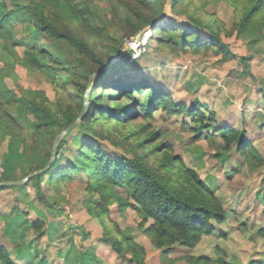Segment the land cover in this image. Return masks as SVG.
Returning <instances> with one entry per match:
<instances>
[{"label":"trees","instance_id":"16d2710c","mask_svg":"<svg viewBox=\"0 0 264 264\" xmlns=\"http://www.w3.org/2000/svg\"><path fill=\"white\" fill-rule=\"evenodd\" d=\"M6 1L0 0V129L7 134L12 147L20 141L24 145L21 154L37 161L23 177L48 163L55 138L80 116L88 88L90 93L85 115L59 143L58 156L51 167L23 185H4L0 190L25 187L44 176L53 186L79 178L86 183L88 194L97 197L91 200L89 209L101 223H113L111 205L117 204L121 213L130 206L141 217L137 228L163 254H169L176 246L195 248L204 235H219L218 225L235 212L225 208L213 186L188 166L182 156L166 147L163 141H156L161 132L150 128L151 121L159 110L175 116L185 115L188 120L182 121L193 129L194 137L220 138L222 144L216 153L219 159L228 160L236 150L250 167L257 168L264 165V157L245 138L246 131L224 125L218 120L217 112L198 98L190 103L175 101L170 89L155 85L146 74L133 80V76L116 80L118 74H127L125 56H130V52L95 75L92 84L90 81L92 74L123 48L126 38L162 14L167 0H101L107 5L103 10L98 9L95 0H41L31 5L23 0H10L11 8ZM198 1L172 0V12L181 14L185 5L199 12ZM50 6L54 11L47 13ZM196 10L188 14L186 21L158 22L156 29L160 36L155 40L159 46L176 53L212 49L225 58L233 55L222 37V26L202 21L193 13ZM98 11L105 13L108 22ZM240 15L236 22L239 33L254 35L253 43L257 29L264 26V0H246ZM19 22L28 33L29 41L19 36ZM151 36H155V29ZM45 38L66 41L74 60L64 61L53 46L43 42ZM107 40H113L114 44ZM101 44L108 50H101ZM16 46L24 47L22 56L17 54ZM250 58L243 56L241 60L248 62ZM17 63L31 71H43L53 86L55 98L50 99L43 89L20 87L19 93L9 89L5 80L13 75ZM19 106L34 118L28 137L23 135L16 116ZM137 117H143L144 121L134 123ZM190 121L194 126H190ZM80 132L86 134L79 147L69 150L76 153V159H71L65 148L70 137H82ZM106 140L123 150L122 158L104 149L102 141ZM17 162L9 159L6 166L1 164L0 182L8 180L4 174L8 173L9 165ZM38 193L43 196L40 188ZM45 224L43 219L32 221L39 235L48 230ZM104 237L118 253L121 264H146V248L131 234L104 225ZM192 259L194 264H239L227 259L223 252L215 260L206 255ZM0 264H19L3 244H0ZM249 264L264 262L255 260Z\"/></svg>","mask_w":264,"mask_h":264},{"label":"rangeland","instance_id":"374dc122","mask_svg":"<svg viewBox=\"0 0 264 264\" xmlns=\"http://www.w3.org/2000/svg\"><path fill=\"white\" fill-rule=\"evenodd\" d=\"M40 1L22 2L31 5ZM95 1L98 9L107 7L103 1ZM6 2L11 8V1ZM198 2L201 6L199 12L185 5L181 14H174L171 10L167 18L186 21L188 14L196 10L193 13L200 16L202 21L222 26V37L233 55L225 58L222 53L212 49L172 52L167 47L159 46L155 38L160 36V31L154 28L155 36H149L151 30H145L141 35L140 38H145L146 50L140 56H134L124 40L122 56L126 52L131 54L125 56L128 59L127 74H118L116 80L124 81L131 76L133 80L146 74L155 85L162 84L170 89L175 101L190 103L194 98L200 99L217 112L218 120L224 125L244 129L245 138L264 157V26L257 29V39L252 43L254 35L240 34L236 25L246 0ZM50 10L54 11L52 6L47 8V13ZM99 14L108 22L103 11ZM165 18L159 22H165ZM17 31L19 36L30 40L21 22L17 24ZM105 36L110 37L108 34ZM43 42L53 46L64 61L74 60L66 41L45 38ZM107 42L114 44L113 40ZM102 45L101 50L107 51L108 47ZM15 50L22 56L24 47L16 46ZM243 56L251 58L244 62L241 60ZM13 72L5 80L9 89L18 93L20 87L43 89L50 99L55 98L53 86L46 80L47 75L43 71H31L18 64ZM16 116L21 122L23 135L30 136L34 121L32 115L19 106ZM183 119L188 120V117L159 110L150 125L151 129L161 132L156 141H163L166 147H171L174 153L182 156L188 166L195 168L213 186L225 208L235 212V215L218 225L219 235H204L195 248L176 246V250L163 254L161 260L153 258L156 254L154 251L152 256L146 252V264L149 258L151 264H175V255L185 259L180 264H194L192 258L195 256L206 255L215 260L221 252L227 259L239 264H249L255 260L264 262V165L250 167L236 150L231 152L228 160L219 159L216 153L222 144L220 138L194 137L193 129L186 126ZM143 121V117L133 119L134 123ZM190 122V126H194ZM79 134L82 137H70L65 148L71 159H76V153H69V150L79 147L86 133ZM102 142L107 152L118 158L123 157L124 152L120 147L107 140ZM22 146L23 143L19 141L12 147L9 137L0 129V167L1 164L6 166L9 159L19 161L9 165L8 173L4 174L8 180L24 178L25 171L37 162L32 156L21 154ZM85 186L86 183L79 178L67 180L62 186H53L44 176L25 187L0 190V244L8 247L16 263L121 264L118 253L110 243L104 241V225L112 230L120 228L131 234L137 243L143 244L142 236L148 237L137 228L141 217L130 206L121 213L118 205L113 204L110 206L113 223H108L102 217L105 223H101L95 212L89 209L91 200L97 197L90 196ZM38 188L43 192L42 197ZM122 194L125 195L124 192ZM35 219L45 221L48 230L44 234H37L32 225ZM116 223L118 226H115ZM147 243L154 247L150 238Z\"/></svg>","mask_w":264,"mask_h":264},{"label":"water","instance_id":"95a60500","mask_svg":"<svg viewBox=\"0 0 264 264\" xmlns=\"http://www.w3.org/2000/svg\"><path fill=\"white\" fill-rule=\"evenodd\" d=\"M172 10V0H167V3L165 5V8L162 12V14L155 20L153 21L150 25L146 26L143 30L139 31L138 33L134 34L130 39H134L136 37L140 38L141 35L143 34V32L145 30H147V28H151V34L155 28V24L163 17V16H167L169 15L170 11ZM168 19V18H167ZM167 21V20H166ZM150 34V36H151ZM123 55L122 51L120 50L108 63H106L105 65L99 67L91 76V80H93L94 76L97 75L99 72H101L103 69L113 65L118 58H120ZM89 107V88L88 91L86 93L85 96V105L84 108L80 114V116L78 118H76L73 122H71L65 129H63L55 138L54 144H53V148H52V152H51V156L50 159L48 161V163L41 169L34 171L32 173H30L28 176L21 178V179H16V180H7V181H2L0 182V186H4V185H8V186H12V185H23L26 182H28L30 180L31 177L35 176L38 173H41L47 169H49L51 167V165L53 164L55 158L58 156V145L61 142V140L64 138V136L70 132L72 129L76 128L77 125L81 122V119L83 118V116L85 115L87 109Z\"/></svg>","mask_w":264,"mask_h":264},{"label":"crops","instance_id":"0c3cea01","mask_svg":"<svg viewBox=\"0 0 264 264\" xmlns=\"http://www.w3.org/2000/svg\"><path fill=\"white\" fill-rule=\"evenodd\" d=\"M150 77V76H149ZM195 99V98H194ZM188 103V102H187ZM142 234V233H141ZM142 235H144V234H142ZM141 235V236H142ZM143 237V239L141 240L142 241V243L144 244V246H145V248H146V251H147V255L148 254H151V256H152V253H153V251L156 253L155 254V256L153 257L155 260L157 259V260H161V258H163V253H162V251L160 250V249H158L156 246H154V247H152V246H149V244L147 243V240H148V238H144V236H142ZM142 244V245H143ZM174 250H176V248H174L172 251H174ZM150 259L151 258H149L148 260H147V264H151L150 263ZM173 259H174V262H175V264H180V262H182V261H184L185 259H181L178 255H175L174 257H173ZM157 264H161L160 262H158Z\"/></svg>","mask_w":264,"mask_h":264},{"label":"built area","instance_id":"2783aa9c","mask_svg":"<svg viewBox=\"0 0 264 264\" xmlns=\"http://www.w3.org/2000/svg\"><path fill=\"white\" fill-rule=\"evenodd\" d=\"M126 42L134 56H140L146 50V41L144 37L138 39L126 38Z\"/></svg>","mask_w":264,"mask_h":264},{"label":"bare ground","instance_id":"6f19581e","mask_svg":"<svg viewBox=\"0 0 264 264\" xmlns=\"http://www.w3.org/2000/svg\"><path fill=\"white\" fill-rule=\"evenodd\" d=\"M163 17H166L165 19L167 20V16H163ZM163 17H162V18H163ZM162 18H161V19H162ZM158 22H159V21H158ZM158 22H157V23H158ZM165 22H166V21H165ZM157 23L155 24V28H156V26H157ZM147 30H151V28H147ZM150 32H151V31H150ZM150 34H151V33H150ZM150 34H149V36H150ZM149 36H148V37H149Z\"/></svg>","mask_w":264,"mask_h":264}]
</instances>
